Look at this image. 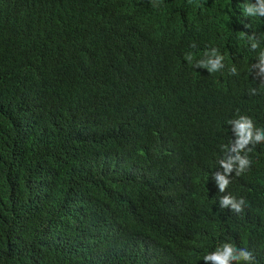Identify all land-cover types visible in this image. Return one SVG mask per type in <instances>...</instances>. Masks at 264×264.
<instances>
[{
    "label": "trees",
    "instance_id": "trees-1",
    "mask_svg": "<svg viewBox=\"0 0 264 264\" xmlns=\"http://www.w3.org/2000/svg\"><path fill=\"white\" fill-rule=\"evenodd\" d=\"M130 2L0 0V264H133L140 243L205 264L225 242L264 264V142L231 177L240 213L213 180L230 121L264 131L259 0H163L159 25ZM213 28L224 67L202 71Z\"/></svg>",
    "mask_w": 264,
    "mask_h": 264
},
{
    "label": "clouds",
    "instance_id": "clouds-1",
    "mask_svg": "<svg viewBox=\"0 0 264 264\" xmlns=\"http://www.w3.org/2000/svg\"><path fill=\"white\" fill-rule=\"evenodd\" d=\"M79 0H61L63 3L76 4ZM135 3L136 11L149 12L150 16L155 17L157 25L163 23L167 17L157 10V5L162 4L163 0H133ZM193 1V0H188ZM198 1V0H197ZM127 4H131L130 0H127ZM246 14L251 16L264 17V0H259V6H247L244 8ZM175 31H166L165 39ZM222 33L220 30L213 28L207 37V40H202L197 46L202 47V59H195V54L189 55L187 58L189 61L195 62L196 67L202 71L216 72L224 67V57L222 56V48L219 44H222ZM253 49L258 47V44L253 42L251 44ZM259 63L254 65V68L258 71L256 75L264 79V52H261L258 59ZM235 73L236 69L231 70ZM253 94L255 89L252 90ZM232 125V131H234L238 139L235 141L231 147H226L222 145L215 158V164L219 162L218 170L213 174V180L218 187L222 198L220 199V205L222 209L231 207L236 213H240L241 206L245 203L243 198L237 200L235 197L231 196L232 190L230 186L234 182L231 177L236 171V175L239 176L250 166V160L245 154L246 151H251V148L246 146L256 143L264 142V131L256 129L253 121L248 116H239V118L230 121ZM255 129V131H254ZM246 149V151H245ZM199 233H194L198 239H210L214 237L213 232L210 234L206 230H198ZM137 250L132 254L131 258L133 264H164V259L159 255H148L145 250L143 243L137 245ZM203 261L205 264H256L255 256L253 253L247 249H239L231 243L225 242L212 251L203 256Z\"/></svg>",
    "mask_w": 264,
    "mask_h": 264
}]
</instances>
